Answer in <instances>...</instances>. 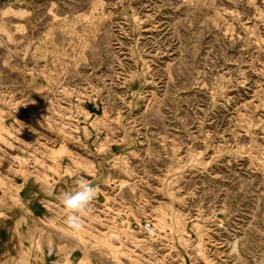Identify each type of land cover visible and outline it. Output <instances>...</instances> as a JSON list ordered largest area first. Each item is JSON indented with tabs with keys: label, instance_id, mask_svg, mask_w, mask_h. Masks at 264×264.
<instances>
[{
	"label": "rangeland",
	"instance_id": "374dc122",
	"mask_svg": "<svg viewBox=\"0 0 264 264\" xmlns=\"http://www.w3.org/2000/svg\"><path fill=\"white\" fill-rule=\"evenodd\" d=\"M0 175L16 264H264V0H0Z\"/></svg>",
	"mask_w": 264,
	"mask_h": 264
},
{
	"label": "crops",
	"instance_id": "0c3cea01",
	"mask_svg": "<svg viewBox=\"0 0 264 264\" xmlns=\"http://www.w3.org/2000/svg\"><path fill=\"white\" fill-rule=\"evenodd\" d=\"M1 179H4V175H0ZM2 193V194H1ZM0 193V264H16V255L19 253L21 247H25L26 241L22 238L20 228L27 229L28 232L30 223L24 225V221L21 223L13 221L11 215H15L16 211L11 214L9 208L8 198L4 192ZM55 210V209H54ZM48 213L44 208L41 201L38 199L32 202V209H30L29 218L31 221L36 222L38 217L44 218V215ZM52 214V213H51ZM52 216V215H51ZM20 227V228H19ZM21 234V235H20Z\"/></svg>",
	"mask_w": 264,
	"mask_h": 264
},
{
	"label": "clouds",
	"instance_id": "9594fccd",
	"mask_svg": "<svg viewBox=\"0 0 264 264\" xmlns=\"http://www.w3.org/2000/svg\"><path fill=\"white\" fill-rule=\"evenodd\" d=\"M98 195V188L82 178L74 189L61 194L60 203L67 210L64 220L66 232H77L83 228V217L91 210Z\"/></svg>",
	"mask_w": 264,
	"mask_h": 264
},
{
	"label": "bare ground",
	"instance_id": "6f19581e",
	"mask_svg": "<svg viewBox=\"0 0 264 264\" xmlns=\"http://www.w3.org/2000/svg\"><path fill=\"white\" fill-rule=\"evenodd\" d=\"M107 209H108V206H105V208H103V210H107ZM129 217H131V216H129ZM122 219H125V220H126V223H125L126 226H128L127 223L130 224V223L128 222V221H129V218H128L126 215H124V217H123ZM124 222H125V221H124ZM148 231H150V232L152 233L153 230L149 228ZM82 232H83V231H82ZM82 232H81V230H80V231H77V232H73L74 236L76 237V240L78 239V241H79V240H82V241H83L84 238H83ZM116 234H117V233L113 231L112 233H109L108 235H109V236H110V235L115 236ZM104 238H105V237H104ZM110 240H111V239H110ZM115 243H116V242H115ZM113 245H114L113 248L116 247L117 250H118V247H119V246H118L117 244H113ZM119 248H120V247H119ZM120 249H121V248H120ZM120 249H119V250H120ZM117 250H115V251H117ZM120 252H121V251H120ZM118 253H119V252H118ZM118 253H117V254H118ZM119 262H121V261H119ZM69 263H70L69 259H68V258H65V259H64L62 262H60L59 264H69ZM121 264H122V263H121Z\"/></svg>",
	"mask_w": 264,
	"mask_h": 264
}]
</instances>
